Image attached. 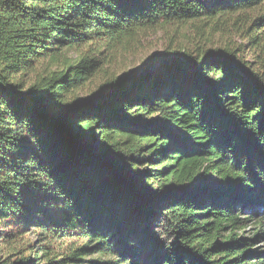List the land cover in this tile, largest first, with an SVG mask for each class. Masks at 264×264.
<instances>
[{
  "label": "trees",
  "instance_id": "trees-1",
  "mask_svg": "<svg viewBox=\"0 0 264 264\" xmlns=\"http://www.w3.org/2000/svg\"><path fill=\"white\" fill-rule=\"evenodd\" d=\"M170 25L197 39L124 68ZM262 242L264 0H0V264H264Z\"/></svg>",
  "mask_w": 264,
  "mask_h": 264
},
{
  "label": "rangeland",
  "instance_id": "rangeland-1",
  "mask_svg": "<svg viewBox=\"0 0 264 264\" xmlns=\"http://www.w3.org/2000/svg\"><path fill=\"white\" fill-rule=\"evenodd\" d=\"M190 28H187L185 26H176V25H170L168 27H156L154 29L149 30L148 32L144 33L143 35L139 36L138 39L134 42V45L130 52H128L126 55H124V68L126 67L127 70L130 68H137L144 63H147L148 58L153 54H159L165 50V48L169 47V42L173 39L175 41L185 39L189 41H194L195 34L193 35L192 31H189ZM195 39V40H194ZM219 40L220 44L224 41V38L220 37L218 38L217 35H214L210 39V43H208V46L211 45H217L216 41ZM231 43H234L235 45L241 44L244 46L242 57L246 60L251 61L253 59V51L251 48H249L248 45H246V40L240 35H235L234 37L229 38ZM192 42V43H194ZM171 44V43H170ZM68 57L70 59L75 58V54L73 52L68 53ZM37 233V232H36ZM36 233H30L26 234L25 236L21 237L23 241L30 240L36 241L37 234ZM51 238V246L52 250L56 252H61L63 249L66 248V246L71 242L69 238H55L53 236L49 237ZM18 240V238H17ZM19 241V240H18ZM37 244V243H36ZM261 249H264V242L259 244ZM8 252L4 247L0 246V261L7 258L14 260V258H17L20 254L18 253L14 255H8ZM44 264V263H43Z\"/></svg>",
  "mask_w": 264,
  "mask_h": 264
}]
</instances>
